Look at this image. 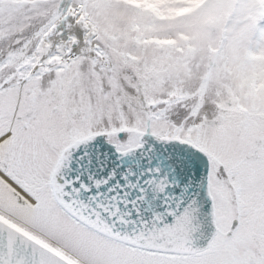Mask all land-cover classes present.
<instances>
[{"label":"snow or ice","instance_id":"1","mask_svg":"<svg viewBox=\"0 0 264 264\" xmlns=\"http://www.w3.org/2000/svg\"><path fill=\"white\" fill-rule=\"evenodd\" d=\"M0 264H264V0H0Z\"/></svg>","mask_w":264,"mask_h":264}]
</instances>
